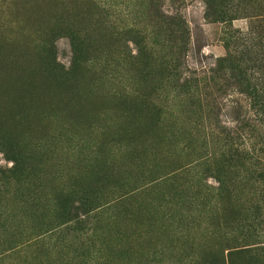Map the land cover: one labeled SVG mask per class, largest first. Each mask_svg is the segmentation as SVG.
Returning a JSON list of instances; mask_svg holds the SVG:
<instances>
[{
	"label": "rangeland",
	"instance_id": "1",
	"mask_svg": "<svg viewBox=\"0 0 264 264\" xmlns=\"http://www.w3.org/2000/svg\"><path fill=\"white\" fill-rule=\"evenodd\" d=\"M208 5L0 0V264H264L262 183L210 156L223 130L260 148L246 100L199 104L161 67L203 83L237 50L264 87V0Z\"/></svg>",
	"mask_w": 264,
	"mask_h": 264
},
{
	"label": "trees",
	"instance_id": "2",
	"mask_svg": "<svg viewBox=\"0 0 264 264\" xmlns=\"http://www.w3.org/2000/svg\"><path fill=\"white\" fill-rule=\"evenodd\" d=\"M240 1L241 0H208V9L215 18L222 20V22H228L230 20H235V18L230 17V8L236 4V2L238 3ZM208 16L209 13H207V17ZM172 20L173 21L169 23V27L174 28L173 32L177 35L179 49H183L187 41L185 23H183L181 19L180 21ZM231 38L236 39L238 37L232 35ZM73 45L75 44L73 43ZM76 51L77 49H75V54ZM236 55H239L237 50L228 53L225 58L217 63L214 69L209 71V76L205 78L203 83H199L198 80L200 78L198 77L194 79L189 76H184L182 70L180 71L182 68L175 65L171 60L163 61L161 67L167 75L175 80V87L177 90L185 94L186 97L198 99L199 104L202 103L200 98H202L204 102L205 98L203 97L209 95L208 91H206L207 89L211 94L219 96L223 95L225 90L235 88L246 100V117L243 116L241 119L243 128L249 132V135H252L254 132L256 134L258 133L259 136L261 134L264 135V87L260 85L256 76L258 73H261V70L252 65L253 61L251 59L244 60L242 57ZM173 58L174 56L172 60ZM212 100L215 102L213 98ZM211 106L213 107L211 104H206L205 110L208 111ZM241 131L242 130H240V132ZM259 132H261V134ZM220 134L222 136L224 135L223 141L220 143L221 146L217 150V154H210L211 158L213 157V160H211L213 164L220 168L218 177L221 178L222 175H224V168L229 166L246 168V172L249 173L252 179L262 183L263 196L261 200L264 204V138H261L260 148L257 150L255 147L257 144L250 142L252 141L250 139L254 136L231 133L226 130L221 131ZM15 164L17 166V162H15ZM219 183L223 184V181L219 180ZM258 214L259 212L255 214L256 218Z\"/></svg>",
	"mask_w": 264,
	"mask_h": 264
},
{
	"label": "bare ground",
	"instance_id": "3",
	"mask_svg": "<svg viewBox=\"0 0 264 264\" xmlns=\"http://www.w3.org/2000/svg\"><path fill=\"white\" fill-rule=\"evenodd\" d=\"M15 70H16V68H15ZM21 70H22V69H21ZM27 72H28V71H26V73H27ZM12 73H13V72H12ZM15 73H16V72H15ZM28 73H29V72H28ZM13 74H14V73H13ZM15 75H16V74H15ZM21 75H22V74H21ZM16 76H17V75H16ZM16 76H15V77H16ZM23 76H25V75H23ZM26 76H27V75H26ZM31 77H32V76H31ZM29 79H30V78H29ZM17 81H18V80H17ZM17 81H16V82H17ZM21 81H22V80H21ZM25 84H26V83H25ZM13 85H14V84H13ZM16 85H17V84H16ZM20 86H21V84H20ZM29 88H30V87H29ZM33 88H34V87H33ZM12 90H13V89H12ZM19 92H20V91H19ZM6 93H7V92H6ZM19 94H20V93H19ZM36 96H37V95H36ZM11 98H12V97H11ZM41 98H42V96H41ZM17 99H18V98H17ZM28 99H29V98H28ZM39 100H40V99H39ZM42 100H43V98H42ZM25 101H26V100H25ZM24 105H25V104H24ZM28 105H29V104H28ZM13 106H14V105H13ZM43 106H44V105H43ZM0 107H2V106H0ZM18 107H19V106H18ZM15 108H16V107H15ZM44 108H45V107H44ZM6 109H9V107L6 108ZM22 109H23V108H22ZM32 109H33V108H32ZM36 109H37V108H36ZM38 109H39V108H38ZM0 110H1V109H0ZM11 110H12V109H11ZM5 111H6V110H5ZM8 111H9V110H8ZM15 111H16V110H15ZM19 111H20V110H19ZM22 111H23V110H22ZM22 111H21V112H22ZM39 111H40V110H39ZM25 112H26V111H25ZM25 112H24V113H25ZM32 113L34 114L33 111H32ZM5 114H6V113H5ZM9 114H11V112H10ZM13 114H15V113H13ZM33 114H32V115H33ZM21 115H22V114H21ZM32 115H31V116H32ZM3 116H4V115H3ZM14 116H15V115H14ZM16 116H17V115H16ZM7 117H8V116H7ZM7 117H6V118H7ZM11 117H12V116H11ZM9 118H10V117H9ZM3 119H4V118H3ZM1 120H2V119H1ZM16 120H17V119H16ZM13 121H14V120H13ZM16 122H17V121H16ZM4 123H5V122H4Z\"/></svg>",
	"mask_w": 264,
	"mask_h": 264
}]
</instances>
